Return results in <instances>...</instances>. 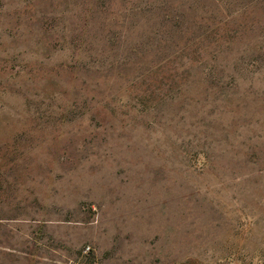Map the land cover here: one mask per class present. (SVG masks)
Masks as SVG:
<instances>
[{"label": "rangeland", "instance_id": "374dc122", "mask_svg": "<svg viewBox=\"0 0 264 264\" xmlns=\"http://www.w3.org/2000/svg\"><path fill=\"white\" fill-rule=\"evenodd\" d=\"M0 264H264V0H0Z\"/></svg>", "mask_w": 264, "mask_h": 264}]
</instances>
